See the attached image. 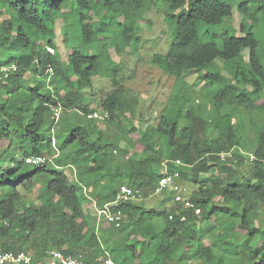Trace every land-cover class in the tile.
Returning a JSON list of instances; mask_svg holds the SVG:
<instances>
[{
	"label": "trees",
	"instance_id": "16d2710c",
	"mask_svg": "<svg viewBox=\"0 0 264 264\" xmlns=\"http://www.w3.org/2000/svg\"><path fill=\"white\" fill-rule=\"evenodd\" d=\"M162 2L174 23L173 37L168 53L154 54L152 63L178 83L195 71L215 88L192 107H185L191 99L184 91L180 97L170 95L158 122L138 132L133 123L137 99L126 97V76H119L118 69L111 76L112 89L95 107L91 104L96 101L94 78L101 77L100 56L104 52L116 67L122 65L120 56L137 45L138 20L153 0H0V67H16L0 78L2 251H25L37 263L59 250L93 264L107 258L111 264H185L192 259L230 264L225 263L226 243L234 234L239 246L234 264H264L259 217L264 212V58L253 31L264 23V0ZM234 10L242 16L238 32L232 25ZM224 20L228 27L222 33L201 38L198 22L219 26ZM105 31L108 41L98 38ZM105 42L119 60L112 59ZM215 59L222 63L219 70ZM48 67L53 74L47 84ZM46 103L61 106L56 123ZM92 110L107 111L108 117L88 119ZM114 120L111 127L118 137L104 140L98 122ZM135 132L137 141L128 137ZM51 134L58 156L27 164L30 155L54 154ZM239 148L256 158L244 160ZM224 151L232 155L221 159ZM67 164L74 175L64 169ZM165 168L178 171L182 185L194 186L188 196L199 214L176 202L171 189L172 194L161 191L170 195V207H144L143 199L154 195ZM37 181L40 189L29 198ZM122 184L139 189L143 199L110 205L121 211L119 226L105 218L92 222L82 187L92 188L102 208ZM220 214L225 218H215ZM155 217L162 228L152 221ZM213 218L215 224H205ZM227 222L233 224L229 232L223 231ZM212 232L203 245L202 237ZM255 235L261 240L254 246L248 239Z\"/></svg>",
	"mask_w": 264,
	"mask_h": 264
},
{
	"label": "rangeland",
	"instance_id": "374dc122",
	"mask_svg": "<svg viewBox=\"0 0 264 264\" xmlns=\"http://www.w3.org/2000/svg\"><path fill=\"white\" fill-rule=\"evenodd\" d=\"M165 8L166 7L162 0H153V4H150L149 8L142 13V17L138 20L136 32L139 41L137 45L133 46L128 53H124L122 56H120L122 65L116 67L108 59L106 53L103 52L100 56V60L102 62L100 68L101 77L98 78L97 76L94 78V96L96 101L91 104L92 107L97 105V101L100 97L105 96L106 92L112 89L113 85L111 83V76L116 69H118V74H120L119 76H126V79L123 82V85L127 91L126 97H135L137 99L135 119L133 120V123L138 126V132H140L139 129H143L146 124L155 125L158 122L160 113L163 107L168 103L170 95L172 98H174L176 95H179L180 97L184 91V96L188 95L189 99H191L189 103L185 104V107H192L194 104L201 101V99L206 96L208 91H212L215 88V84H205L204 80L199 78L198 72L195 71H191L187 75L184 81L185 84L178 83L175 81V78L172 75L163 73L157 65L152 63L153 55H164L168 53L172 42L174 23L168 14L166 15L164 10ZM241 17L242 16L239 15L235 10L233 11L232 25L237 32ZM227 27V20H224L219 26L208 24L206 26L204 22H198L196 25V28L204 41L213 38V34L222 33ZM253 31L260 41L258 53L264 58V23L259 25ZM98 38L104 41L106 38H109V34L106 31L101 32L98 34ZM106 41H108V39H106ZM217 42L220 43L219 40H217ZM105 45L107 46V50H109L112 59L116 61L119 60L120 57L115 53L114 49L112 47L110 48L106 42ZM100 49L101 47H98V49L96 48L92 52L97 53ZM245 53L247 54V52ZM213 65H215V68L219 70L222 66V63L219 59H215ZM210 68H213V66ZM210 70L213 71L214 69ZM186 83L190 86H188ZM186 85L187 87L184 88ZM179 97L176 103L174 100H172L174 101L173 105H179ZM242 117L245 118L246 115L242 114ZM116 123V120H114L111 124H109V122H98V129H101L104 132V135H101L104 140L107 138L114 139V136L118 137L116 136L117 134H114L115 129L111 127H115ZM124 123H127V121H124ZM41 132L44 131L42 130ZM138 132L131 133L128 137L131 138V140L137 141V137L139 136ZM3 147V143H0V149ZM6 155L8 156L7 152ZM40 186V181H37L33 191L28 193V197L33 198L39 191ZM184 187L186 188V195H189L190 191L194 188V186L189 183H185ZM148 202L151 204H156V196L154 195L148 198ZM259 215L260 224L262 227H264V212L261 210ZM221 217L225 218V215L220 214L215 218ZM101 218L102 217L97 218L95 216L94 222L97 224ZM215 218L206 221L205 224H215ZM222 225L224 226L223 231L226 230V232H229L233 226V224H230V222L223 223ZM238 232L240 231L238 230ZM212 235L213 232L212 234L209 233L205 236V239H212ZM237 237L241 239L239 234H237ZM228 240L229 241L226 243L227 250L225 263L229 262L230 264H234V254L236 251H238L237 249L239 246L236 247L235 245L236 238L234 234L231 235ZM257 240H261L259 235H255L253 238L248 239V242L255 246L257 245ZM195 261L196 260L193 259L188 260V262H185V264H201L200 262L198 263L200 260H197L196 262Z\"/></svg>",
	"mask_w": 264,
	"mask_h": 264
},
{
	"label": "built area",
	"instance_id": "2783aa9c",
	"mask_svg": "<svg viewBox=\"0 0 264 264\" xmlns=\"http://www.w3.org/2000/svg\"><path fill=\"white\" fill-rule=\"evenodd\" d=\"M50 52H53L51 48H47ZM16 67L14 64L1 66L0 67V78L7 76L8 71L14 70ZM53 71L51 67L47 68L46 71V82L50 80ZM49 108L52 110V118L54 123L57 122L59 116L61 114V106L59 105H52L50 103H46ZM88 119H94L97 121H104L108 117L107 111H99V110H92L86 114ZM53 132V128H52ZM51 143L54 148V154L50 156L46 155H30L25 158V162L27 164H41L45 162H52L55 157L58 156L59 150L55 144V138L53 134H51ZM239 151L242 152L245 157L244 160H253L256 158L253 152L243 151L239 148ZM221 159H225L226 157H230L231 151H224L220 154ZM176 163H180L179 160H176ZM163 189H171L173 191V199L176 202H180L183 204L185 208H192L195 214H199L201 209L199 206H196L194 202H192L188 195H186V188L179 182V172H167L166 168L163 171V174L158 180L157 187L154 190L153 194H157L161 192ZM143 199V195L139 189L133 188L128 186L127 184H122L119 186L118 191L115 194L114 200L105 204L102 208L98 209L97 215L98 217H103L106 220L113 222L116 226H119L121 222V211L119 209L112 211L110 208L111 204L120 202V201H139ZM171 218V215H169ZM185 216L181 215L180 220H184ZM2 223L6 224L5 220L0 219ZM112 261L110 258H107L100 262L99 264H111ZM0 264H93L91 262H85L81 259L74 258L71 256L64 255L59 250H51L49 252V257L46 261L42 263H37L33 261L31 255L25 251H2L0 246Z\"/></svg>",
	"mask_w": 264,
	"mask_h": 264
},
{
	"label": "crops",
	"instance_id": "0c3cea01",
	"mask_svg": "<svg viewBox=\"0 0 264 264\" xmlns=\"http://www.w3.org/2000/svg\"><path fill=\"white\" fill-rule=\"evenodd\" d=\"M66 171H68V172H70V169L72 170L71 172L73 173V175H74V173H75V170H74V168H73V166L71 165V164H67L66 165V167L64 168ZM166 191H170L171 192V194H172V191L170 190V189H165ZM82 195H83V197H85V198H83V201H84V205H85V207H86V209H87V211L90 213V215H91V221L92 222H94V220H95V216L98 218V215H97V210L98 209H100V208H98L97 206H96V204H95V202H96V197L95 196H93V194H92V188L91 187H85V186H83L82 187ZM164 190H162V192H163ZM162 192H160V193H157V194H154L155 196H156V200H157V203L156 204H151L150 202H148V198H150V197H152V196H154V195H151V196H149V197H146L145 199H143V205H144V207H146L147 209H149V208H157V209H162L163 207H170L173 203H172V200L171 199H169V196L170 195H167L166 193H162ZM155 200V199H154ZM107 203H109V202H107ZM107 203H105V204H107ZM104 204V205H105ZM103 205V206H104ZM94 215V216H93ZM103 218V217H102ZM153 222H154V224L156 225H158L157 226V228H162V221H161V219H159L158 217H155V218H153V220H152ZM209 233H207V234H205L203 237H202V239H201V242H202V244L203 245H206V244H209V242H210V240L211 239H205V236L206 235H208ZM212 234V233H211ZM213 236V235H212ZM205 240H207V241H205ZM197 261V260H196ZM195 261V262H196ZM201 263L202 264V262L201 261H198V263Z\"/></svg>",
	"mask_w": 264,
	"mask_h": 264
}]
</instances>
